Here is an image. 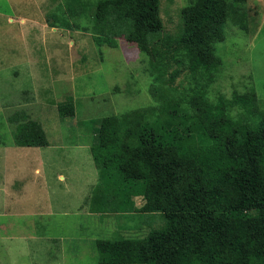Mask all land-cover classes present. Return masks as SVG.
Segmentation results:
<instances>
[{
    "label": "trees",
    "instance_id": "trees-1",
    "mask_svg": "<svg viewBox=\"0 0 264 264\" xmlns=\"http://www.w3.org/2000/svg\"><path fill=\"white\" fill-rule=\"evenodd\" d=\"M69 2L76 23L55 19L51 27L76 24L100 46H118L125 37L149 57L152 79L154 104L100 121L91 148L99 184L90 206L102 213L162 214L166 225L144 238L98 239L99 262L264 264V107L254 87L221 95L217 103L208 97L221 66L216 45L229 19L248 29L247 0H191L177 33H164L160 0ZM87 5H95L93 15L84 11ZM80 19L90 25H78ZM181 75L180 96L169 83ZM234 109L245 111L241 119ZM75 110L72 98L58 105L62 117ZM14 142L49 144L43 125L28 115L18 121ZM135 196L143 199L140 207Z\"/></svg>",
    "mask_w": 264,
    "mask_h": 264
},
{
    "label": "rangeland",
    "instance_id": "rangeland-1",
    "mask_svg": "<svg viewBox=\"0 0 264 264\" xmlns=\"http://www.w3.org/2000/svg\"><path fill=\"white\" fill-rule=\"evenodd\" d=\"M69 1L0 0V213L11 208L19 212L23 207L36 211L34 200L47 183L49 191H63L61 196L57 195L59 202L77 201L74 190H93L99 184V171L91 148L98 142L102 118L154 104L150 94L152 79L146 71L149 57L136 43L122 36L117 40L118 46H100L90 31H83L76 24L72 28L60 22L57 27L50 26L55 19L76 23V17L69 19L66 9L71 5ZM190 1L160 0L164 33L180 30L181 11ZM245 9L248 29H241L229 19L225 39L216 45L221 66L208 89V97L217 103L221 95L227 99L235 92L245 93L254 87L264 107V0H247ZM84 11L93 15L95 5H87ZM81 21L78 25H90L89 20ZM181 79L182 75L169 83L180 96L183 90L177 85ZM70 98L75 103V115L62 117L58 105ZM231 113L241 119L245 111L234 109ZM27 115L43 125L49 140L47 146L15 144L18 121ZM44 175L48 182L42 187ZM22 190L30 197L23 205L19 204L22 199L4 198L6 192ZM137 198L141 204L142 198ZM134 213L119 217L109 213L100 220L86 215H71L66 219L37 214L35 220L39 230L48 229L47 235L62 239L65 244L69 242L64 236L70 233L67 225L70 222L76 242L85 238L84 234L97 235V239H139L166 225L162 214L153 217ZM16 214L8 219L19 217L20 213ZM19 220L31 228L30 220ZM2 241L14 243L7 238ZM24 242L16 244L22 248ZM85 252L95 262L97 255L90 242L85 243Z\"/></svg>",
    "mask_w": 264,
    "mask_h": 264
},
{
    "label": "crops",
    "instance_id": "crops-1",
    "mask_svg": "<svg viewBox=\"0 0 264 264\" xmlns=\"http://www.w3.org/2000/svg\"><path fill=\"white\" fill-rule=\"evenodd\" d=\"M58 160V156H57ZM52 161V163H54ZM39 171V168L37 169ZM42 187L45 186V183L48 182V179L43 176ZM64 176H62L63 178ZM15 177H11V180H14ZM13 183V181H12ZM82 192L73 191L74 197H77V201L73 203L70 200H65L59 202L57 200V195H62L63 191L52 190L49 191L48 183L44 191L38 192L35 202H37V206L34 205L36 211H30L28 208H22L19 212H16V209H9L6 213H0V217L7 218L6 220H0V264H101L99 262V254L96 251L95 242L98 240V236H87L84 234L85 238L78 239L75 241L76 235L71 233L73 229V224L67 223L70 228V233H68L66 237L69 242L65 244L62 239H54L52 236L47 235L48 229L45 231H41L37 227V223L35 217L37 214L39 216H60V218H69L71 215H86V216H94L97 220H100L102 217L109 216V213H114V216L119 217L121 214H127L130 212H94L90 206V196L91 191H87V189H82ZM26 191H16V192H6L4 198H16L22 199L19 204L23 205L25 201H30V197L26 196ZM72 191L69 192L71 194ZM140 196H135L134 200L136 201L137 206H141L143 204V199L140 204L138 200L135 198ZM138 199V198H137ZM141 199V198H140ZM44 203L42 206L41 203ZM13 206V205H12ZM36 207H38L39 212ZM16 213H20L19 217H15L12 219H8V217L17 216ZM134 214H145L146 216L152 215L153 217L156 214H147L135 212ZM110 215V216H113ZM28 219L31 223V228H27L22 224L19 219ZM45 223H49L46 221ZM76 223V222H75ZM86 224L87 222H83ZM87 226V225H86ZM12 230L9 234L8 231ZM41 231V232H40ZM38 234V235H37ZM79 237H82L80 235ZM92 237V238H90ZM10 239L11 244H7L4 239ZM96 239V240H95ZM24 242V247H19L17 242ZM90 242L91 248L95 250L97 255L95 262H91L86 257L85 252V243ZM75 250V256L72 257V252ZM89 261V262H88Z\"/></svg>",
    "mask_w": 264,
    "mask_h": 264
}]
</instances>
